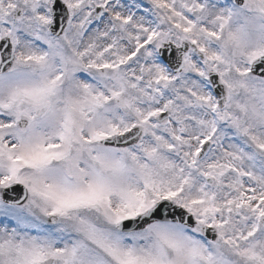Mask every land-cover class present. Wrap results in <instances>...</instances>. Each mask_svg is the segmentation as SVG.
Listing matches in <instances>:
<instances>
[{
  "label": "snow or ice",
  "instance_id": "6c2138e0",
  "mask_svg": "<svg viewBox=\"0 0 264 264\" xmlns=\"http://www.w3.org/2000/svg\"><path fill=\"white\" fill-rule=\"evenodd\" d=\"M0 264H264V0H0Z\"/></svg>",
  "mask_w": 264,
  "mask_h": 264
}]
</instances>
